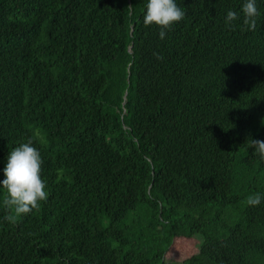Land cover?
Listing matches in <instances>:
<instances>
[{
	"label": "trees",
	"instance_id": "trees-1",
	"mask_svg": "<svg viewBox=\"0 0 264 264\" xmlns=\"http://www.w3.org/2000/svg\"><path fill=\"white\" fill-rule=\"evenodd\" d=\"M176 3L161 39L147 0H0V181L31 139L49 193L11 224L0 187V264H264V0Z\"/></svg>",
	"mask_w": 264,
	"mask_h": 264
},
{
	"label": "clouds",
	"instance_id": "clouds-1",
	"mask_svg": "<svg viewBox=\"0 0 264 264\" xmlns=\"http://www.w3.org/2000/svg\"><path fill=\"white\" fill-rule=\"evenodd\" d=\"M241 12L244 17L243 24L250 30H255L257 17L260 15L256 0H244ZM185 15V11L177 5L176 0H147L143 23L146 27L155 25L159 28V36L164 39L166 32L170 31L174 24L181 22ZM239 18L240 14L229 10L225 22L231 25ZM157 58L161 57L157 54ZM249 146L264 160V141L252 139ZM42 164L41 153L33 146L31 139L10 151L0 187L6 191L3 203L8 214L4 219L11 224H16L18 217L38 210L41 202L48 200L49 193L42 178ZM262 199L264 198L261 194L256 193L249 195L246 203L249 206H258Z\"/></svg>",
	"mask_w": 264,
	"mask_h": 264
},
{
	"label": "rangeland",
	"instance_id": "rangeland-1",
	"mask_svg": "<svg viewBox=\"0 0 264 264\" xmlns=\"http://www.w3.org/2000/svg\"><path fill=\"white\" fill-rule=\"evenodd\" d=\"M176 247L178 249H194L195 248V241L193 240H179L177 239L176 240ZM182 257V253H178L176 252L175 250H172L171 252L169 251L168 252V255L165 256V259L166 260H171V261H168V262H174V261H179L180 258ZM172 264V263H171Z\"/></svg>",
	"mask_w": 264,
	"mask_h": 264
}]
</instances>
